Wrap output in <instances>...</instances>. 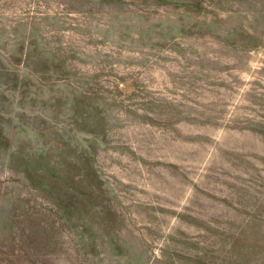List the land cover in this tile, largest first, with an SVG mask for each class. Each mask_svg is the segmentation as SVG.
<instances>
[{
  "label": "rangeland",
  "instance_id": "obj_1",
  "mask_svg": "<svg viewBox=\"0 0 264 264\" xmlns=\"http://www.w3.org/2000/svg\"><path fill=\"white\" fill-rule=\"evenodd\" d=\"M0 264H264V0H0Z\"/></svg>",
  "mask_w": 264,
  "mask_h": 264
}]
</instances>
